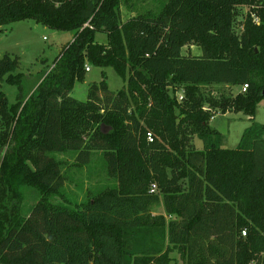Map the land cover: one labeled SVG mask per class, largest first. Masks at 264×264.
<instances>
[{"label":"trees","instance_id":"16d2710c","mask_svg":"<svg viewBox=\"0 0 264 264\" xmlns=\"http://www.w3.org/2000/svg\"><path fill=\"white\" fill-rule=\"evenodd\" d=\"M119 4L0 0V26L72 32L26 95L17 57H0V82L17 88L12 104L0 90V264H171L172 251L183 264H264V0H159L124 21ZM85 66L125 86L101 73L77 100ZM225 112L251 120L232 148L209 124ZM60 155L89 173L99 163L104 184L71 198Z\"/></svg>","mask_w":264,"mask_h":264},{"label":"rangeland","instance_id":"374dc122","mask_svg":"<svg viewBox=\"0 0 264 264\" xmlns=\"http://www.w3.org/2000/svg\"><path fill=\"white\" fill-rule=\"evenodd\" d=\"M159 0H120L119 11L121 20L145 11L155 12L158 9ZM247 10L245 6L236 8L237 20ZM235 29L238 30L235 25ZM72 39V32L68 30L50 29L38 22L30 19L18 20L2 24L0 26V57L8 54L10 57H17V71L23 74L22 85L24 94L31 92L33 87L40 81L52 59L63 49ZM94 40L98 43H106V34L96 32ZM183 52L198 53L199 49L195 45L184 46ZM108 89L116 91L125 86V83L114 73L110 67L88 66V71L84 74L83 81H74L70 95L77 100H85L88 86L92 82L100 81L102 75ZM0 90L3 92L9 104L17 99V88L15 85L0 82ZM220 94L231 93L234 95L240 90L239 86L227 87L224 85H213L205 89ZM176 96L181 95V90L175 92ZM131 106L130 109H132ZM254 121L264 123V101L257 105ZM210 126L215 127L226 135L225 147L232 148L237 143L243 129L251 124V120L241 112H227L226 114H215L209 121ZM193 144L197 148L201 147V142L193 138ZM60 157H63L60 155ZM64 174L65 181L63 188L67 195H73L79 199L83 192L93 190L95 187L104 184L103 178L95 170L99 163H92L93 170L89 173L87 167L78 166L73 163L72 156L64 155ZM27 202L30 203L34 198V193L27 192ZM153 213H162L161 206L152 210ZM171 264H183L175 251L170 252Z\"/></svg>","mask_w":264,"mask_h":264},{"label":"built area","instance_id":"2783aa9c","mask_svg":"<svg viewBox=\"0 0 264 264\" xmlns=\"http://www.w3.org/2000/svg\"><path fill=\"white\" fill-rule=\"evenodd\" d=\"M253 20H254L255 22L257 21L256 18H254ZM85 70H86V71L88 70V66H85ZM245 87H246V84H243V85L241 86L240 90H241V91H244V90H245ZM180 98H181V95L178 96V99H180ZM211 118H212V117H211ZM145 138H146L147 141H151V140H152L151 133H150V132H146V133H145ZM150 186H151V188H150L149 192H153V191H154V184H151ZM241 234L244 235V231H242Z\"/></svg>","mask_w":264,"mask_h":264},{"label":"water","instance_id":"95a60500","mask_svg":"<svg viewBox=\"0 0 264 264\" xmlns=\"http://www.w3.org/2000/svg\"><path fill=\"white\" fill-rule=\"evenodd\" d=\"M101 130L103 131V132H106L107 130H108V127L107 126H101Z\"/></svg>","mask_w":264,"mask_h":264},{"label":"crops","instance_id":"0c3cea01","mask_svg":"<svg viewBox=\"0 0 264 264\" xmlns=\"http://www.w3.org/2000/svg\"><path fill=\"white\" fill-rule=\"evenodd\" d=\"M227 112L223 113V114H226ZM215 116V115H214Z\"/></svg>","mask_w":264,"mask_h":264}]
</instances>
